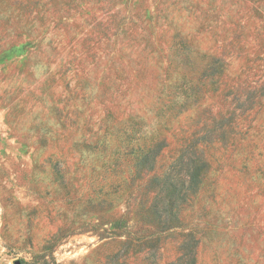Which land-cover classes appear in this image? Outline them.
Here are the masks:
<instances>
[{
    "label": "rangeland",
    "instance_id": "374dc122",
    "mask_svg": "<svg viewBox=\"0 0 264 264\" xmlns=\"http://www.w3.org/2000/svg\"><path fill=\"white\" fill-rule=\"evenodd\" d=\"M190 250L264 264V0H0V264Z\"/></svg>",
    "mask_w": 264,
    "mask_h": 264
},
{
    "label": "trees",
    "instance_id": "16d2710c",
    "mask_svg": "<svg viewBox=\"0 0 264 264\" xmlns=\"http://www.w3.org/2000/svg\"><path fill=\"white\" fill-rule=\"evenodd\" d=\"M159 145L150 148L143 159H141V163L147 162L150 165V168L153 167V159L155 154L159 152ZM179 172L183 169L186 174L189 175L188 185H186V181L181 176L179 178L172 177V175L168 174V178L165 180L164 187L169 189L170 195V206L169 209L173 210V206L180 202H184L187 196V191L191 190V192L197 191L199 184L202 180V174L208 167V162L205 159L203 153L191 148L190 146L181 154L179 157ZM177 162V163H178ZM195 252L190 250V252L185 257H181L179 262L175 264H195Z\"/></svg>",
    "mask_w": 264,
    "mask_h": 264
}]
</instances>
